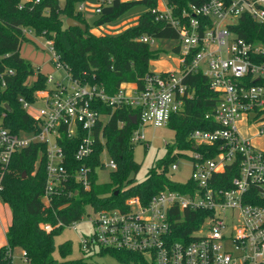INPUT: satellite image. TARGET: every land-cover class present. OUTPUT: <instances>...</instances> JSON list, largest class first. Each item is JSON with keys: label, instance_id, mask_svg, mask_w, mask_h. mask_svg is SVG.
<instances>
[{"label": "built area", "instance_id": "2783aa9c", "mask_svg": "<svg viewBox=\"0 0 264 264\" xmlns=\"http://www.w3.org/2000/svg\"><path fill=\"white\" fill-rule=\"evenodd\" d=\"M75 1H79L77 10L84 13V0ZM163 1V9L159 1L153 12L179 35L178 66L168 72L148 74L142 86L132 84L134 88L129 92L124 84L116 94L109 95L101 85L74 78L56 52L53 40L46 39L56 67L65 71V77L56 81L53 75L46 76L47 88L36 92L35 103L19 98L37 125L34 132L13 133L0 119V190L13 156L41 145L47 174L42 195L45 207H50L56 198L72 197L74 189L90 191L93 174L99 184V170L112 172L118 168L106 149L95 168L85 163L97 144H105L103 130L107 123L102 118L109 121L111 116L103 114L101 106L115 109L126 105L137 110L132 143H142L146 140L145 127H168L171 117L184 111L186 101L195 95L186 80L201 74L219 95L213 114L207 116L219 128L195 130L189 141L194 148L219 146L218 153L206 159L191 150V156L178 157L192 167L188 183L174 182L181 190L165 189L147 203L133 196L123 209L97 211L87 206L78 221L69 225L59 222L56 227L76 229L90 208L87 216L93 231L83 238L84 250L132 251L144 254L152 264H264V150L242 133V129L256 128L255 136H264V84H249L264 79V63L252 61V56L262 53V49L252 48L230 29L245 16L264 25V0H203L190 4L181 16H175ZM101 11L99 5L94 14L100 15ZM24 33L30 39L34 37L31 31ZM154 41L148 36L140 38V42L151 46ZM13 74L12 70L0 73L2 87L7 85L6 77ZM66 141L73 144L77 165L67 160ZM103 157L109 158L103 161ZM178 170L174 162L169 172ZM227 172L233 178L229 179ZM189 220L196 223L195 228L189 229ZM42 227L47 233L54 229L51 224Z\"/></svg>", "mask_w": 264, "mask_h": 264}, {"label": "trees", "instance_id": "16d2710c", "mask_svg": "<svg viewBox=\"0 0 264 264\" xmlns=\"http://www.w3.org/2000/svg\"><path fill=\"white\" fill-rule=\"evenodd\" d=\"M166 1L175 16H181L183 10L192 3L203 2ZM77 3L79 1L67 0L62 7L59 0H41L39 4L33 0H0V73L8 70L14 72L6 77L5 88L0 83V119L4 127L13 133L34 132L37 129L35 121L23 109L19 98L35 103L36 92L47 88L46 75L21 55L23 45L31 42L24 30L31 31L35 38L53 40L56 52L74 78L101 85L109 95L116 94L124 84L142 86L144 78L153 73L151 63L160 59L161 51L153 50L151 45L140 42L141 37L165 40L179 38L177 31L167 21L158 20L157 14L153 12L157 9L159 0H115L111 4L103 3L100 14L102 19L94 26L89 24L90 20L86 19L84 13L77 10ZM139 6L145 7L146 12L141 14L137 25L113 36H96L91 33L96 27L115 23ZM68 18L86 24L87 30L67 27ZM230 29L252 48L260 46L262 53L253 55L252 61L264 63V25L245 16ZM174 50L178 51V48ZM31 76H36L32 84L28 82ZM186 82L195 90V95L193 99L186 101L184 111L173 115L169 121L168 127L175 132V143L167 145L166 157L157 167L152 168L143 183L135 184L131 179L132 174H136L140 168L134 160L136 144L132 143V135L137 126L131 121V117L138 114V111L126 105L115 109L108 105L101 106V112L111 116L103 130L105 144H97L91 159L85 162L95 168L106 149L118 166L117 170L110 173L109 183L96 184L97 176L93 174L90 191L74 189L72 197L56 198L50 207H45L42 201L47 180L45 159L42 157L44 147L33 145L16 153L0 190V198L12 211V222L6 234L7 244L0 247V264L13 263L15 248H22L27 264H103L85 259H56L55 236L65 229L56 227L57 224L62 222L69 225L78 221L87 206H92L97 211L123 209L126 200L133 196H139L147 203L165 189L181 190L167 176L170 166L178 157H187L186 152L195 150L209 159L219 151V146L194 148L189 141V136L195 130L211 131L219 128L212 117H207L213 114L219 95L201 74L188 77ZM249 84H264V79L252 80ZM5 105H9L10 111L6 110ZM121 122L124 123L123 128L120 127ZM65 147L68 150V162L77 165L73 144L66 141ZM160 168H163L161 172L158 171ZM24 174L26 177H23ZM226 176L231 179L234 175L227 172ZM43 224L54 226L53 231L47 233ZM187 224L189 229L196 227L193 220L187 221ZM59 251L66 257L71 252V244H61ZM98 254H109L121 264H152L144 254L127 250L99 248Z\"/></svg>", "mask_w": 264, "mask_h": 264}, {"label": "rangeland", "instance_id": "374dc122", "mask_svg": "<svg viewBox=\"0 0 264 264\" xmlns=\"http://www.w3.org/2000/svg\"><path fill=\"white\" fill-rule=\"evenodd\" d=\"M99 3H108L109 0H98ZM133 1V0H126ZM160 1V8L163 9V0ZM67 0H59L60 6H65ZM85 11L84 15L86 19L90 20L92 14H94L96 8V1L84 0L82 2ZM79 6V3L76 5ZM146 12V8L139 6L124 16H122L115 23L111 24L110 27H96L91 33L96 36H113L118 35L127 30L130 27L135 26V22L138 21L141 14ZM130 26V27H127ZM152 45L153 50H160V59L151 63V70L153 72H162L164 70L176 69L179 59V54L174 50L179 46V40H165V39H154ZM260 48V46H257ZM22 57L31 63L34 67H41L42 73L46 76L53 75L56 81H60L65 77V71L60 70L56 67L53 60V56L50 53L47 40L36 38L34 41L25 43L21 50ZM36 80V76H31L28 80L32 84ZM127 91H131L134 87L132 85H125ZM39 106V104L37 105ZM104 123L108 122L106 117L102 118ZM146 140L142 143H138L134 147V160L140 165V168L136 174H132L131 179L134 180L135 184L143 183L152 168L157 167L158 164L164 160L167 154V145H173L175 143V132L169 127L156 128L153 126H147L144 128ZM244 137H248L252 144L259 149L264 150V136L257 137L256 128L242 129ZM148 144V147L146 145ZM187 155L191 156L192 153L186 152ZM109 157H103L105 161ZM177 164L179 170L176 172H169L168 178L178 184H186L192 177V167L188 161L178 159ZM163 168L158 169L161 172ZM111 171L110 170H99L98 172V183L106 184L111 182ZM91 212V209H87V214ZM87 214L83 217L82 221L78 223L77 228H65L58 236H55L56 250L54 256L59 261L85 259V261H97L103 264H121L116 258L109 254L99 255V248L93 251L86 252L82 248V241L85 236L92 234V228L88 223ZM12 222V211L9 205H7L0 198V245L6 243V234ZM64 243L71 244V252L66 256H62L59 251V246ZM12 264H27L24 258V252L22 248H15L13 252V263Z\"/></svg>", "mask_w": 264, "mask_h": 264}, {"label": "water", "instance_id": "95a60500", "mask_svg": "<svg viewBox=\"0 0 264 264\" xmlns=\"http://www.w3.org/2000/svg\"><path fill=\"white\" fill-rule=\"evenodd\" d=\"M102 19V15H96L94 16L93 18L90 19L89 21V24L91 26H94L98 21H100ZM66 24H67V27L69 28H80L82 29L83 31H86L87 30V25L86 24H83L75 19H72V18H68L66 20ZM5 108L7 111H10V107L9 105H5ZM131 121L134 125L137 124V117L134 115L131 117ZM23 177H26V174L23 175Z\"/></svg>", "mask_w": 264, "mask_h": 264}, {"label": "crops", "instance_id": "0c3cea01", "mask_svg": "<svg viewBox=\"0 0 264 264\" xmlns=\"http://www.w3.org/2000/svg\"><path fill=\"white\" fill-rule=\"evenodd\" d=\"M94 1H96V7H98L99 5H102V3H99V1L98 0H94ZM103 3H105V2H103ZM94 16H96L95 14H92V16H91V18H93ZM137 23H138V21L137 22H135V25H137ZM108 27H110L111 26V24L110 25H107ZM106 25L105 26H101V27H107ZM127 27H130V26H127ZM34 39H36V38H34V37H32V39H31V41H34ZM158 61V60H157ZM177 66H178V64H177ZM40 68V71L42 72V69H41V67H39ZM171 70H174V69H171ZM171 70H164V71H162V72H168V71H171ZM126 85H132V84H126ZM7 244V239H6V243L4 244V245H0V247H3V246H5Z\"/></svg>", "mask_w": 264, "mask_h": 264}]
</instances>
